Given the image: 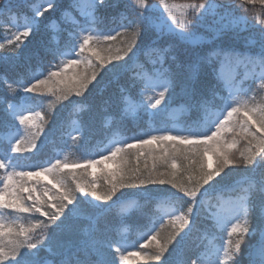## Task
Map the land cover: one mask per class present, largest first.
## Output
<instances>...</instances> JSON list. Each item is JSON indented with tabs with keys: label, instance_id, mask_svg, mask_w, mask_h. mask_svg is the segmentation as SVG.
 Returning <instances> with one entry per match:
<instances>
[{
	"label": "snow or ice",
	"instance_id": "1",
	"mask_svg": "<svg viewBox=\"0 0 264 264\" xmlns=\"http://www.w3.org/2000/svg\"><path fill=\"white\" fill-rule=\"evenodd\" d=\"M58 0H23V6L29 9L30 14L24 17L22 23H17V16L22 15L19 8L21 5L15 4L13 0H4L0 4V13L8 14L12 22V27L16 29L13 32V37L10 39L11 48L0 43V49L5 52L13 48H20L21 44H25L37 29L40 22L52 14L57 7ZM264 3V0H261ZM100 4V0H72L71 10L78 13L86 20H94L95 12ZM247 4V0H245ZM68 7V6H67ZM160 7L163 12L160 13L158 19L153 22V26L157 30L174 31V25L183 26L185 19L190 11L194 10L197 5L195 0H189L188 3L177 6L170 3V0H160ZM179 7V13L176 11ZM166 13V15H165ZM248 24L247 16L232 15L229 19L224 18L218 22L216 31L222 33L236 24ZM252 23H255L253 20ZM52 27H55L53 25ZM87 33V34H84ZM108 36H113L115 33H107ZM127 39L129 43H134L138 37L135 31L121 34V37ZM90 29H81L75 38L70 41L63 50L58 51V54L70 56L69 59H79L76 48L86 47L88 51L99 58L100 50L94 46V41L99 40ZM155 52L158 56L160 67L151 76L145 77L144 96L147 98V103L143 99L136 101L133 106L132 101H127L129 104V112L139 108L141 111H147L149 108L155 111V114L160 111L164 105H168V109L172 105L173 97L172 90L174 80L163 67L165 53L158 48L151 49L148 53ZM74 53V56H73ZM212 56L223 57L219 71L216 72V79L223 81L229 88V100L222 105L220 110L214 114V119L210 121L211 131L201 133L193 131L187 135L180 132L170 134L172 131L163 129H150L141 134L140 138H132L129 140L113 141L109 150L102 151L97 159L96 154L85 161H69L55 158V163H47L44 165H27L22 169L14 166L13 160L16 156L27 158L28 156L21 155L23 153H33L37 150L43 133V125L46 123L47 110L40 106L31 104L9 103L7 96L0 97L6 105L3 109L4 113L13 121L19 124V129L8 123L0 124V131L4 136V141L0 149H4V155H0V176H3V187H0V252L4 257H15L16 264H66V260L60 261L56 257L59 256L57 247L45 239L33 241L31 234L39 232L46 225L37 224L35 226L19 225L11 219L12 216L19 214H30V205L28 199H33L25 194L30 188H33L34 181L48 180L49 184L54 185L53 175L49 174L63 172L64 169L71 168L69 173L73 178L76 177V169H86L88 175H93L94 170L99 167L103 176H111L114 173L120 178V182L115 185L116 189H141L148 186H171V189H176L179 193L185 188V182L194 183L195 187L192 196L195 201L189 197L185 204L184 210H178L173 207L174 203H180L184 197H178L175 200H158L155 203L159 207V211L151 218L145 226V231L142 232L141 239L147 243L142 244L141 249H147L149 246H154L161 254L168 251L169 244L173 236L183 232L181 236L188 239L194 231L198 230V216L201 210V201L206 197V189L216 178L209 173L216 171L218 166L217 155L212 152H206L202 158L201 164L195 169L192 168V153L200 151L196 145L204 143L201 140L203 136H210L211 132H216L213 137V142L219 145H225V151L219 152V155L224 159L229 166L234 165L231 159V153L234 149L240 150L241 154H247L249 163L253 160L264 156V120L254 115L256 109L249 105L246 101L241 100V90L234 86L236 80L235 68L232 66L239 63H264V61H254L251 58L245 57L243 60L234 53L226 51H213L205 62L209 63ZM113 57L116 54L113 53ZM115 60V59H114ZM66 64L49 65L45 71L35 72L25 79L19 77L15 80L8 78L7 74L0 75V85H4V92L14 93L20 96L22 100L30 97L29 94L39 93L40 82L44 81L47 87L44 93L55 95V81L59 78L62 71L65 70ZM114 66V65H113ZM246 75L252 76L251 73ZM200 77V65L193 66L192 77L184 85V93L193 98L195 95V85ZM87 83L80 87V91L87 88ZM158 90V91H157ZM154 93V95H148ZM208 101H201L198 104L193 103L205 110L207 114ZM23 126V132L21 131ZM168 133V134H158ZM232 133L231 136L227 135ZM45 134V133H43ZM231 137V139H229ZM240 139L247 143L244 148H237ZM120 144L121 146H116ZM160 145L157 150L154 145ZM136 156L135 163L131 162L128 157L133 154ZM144 157V159H141ZM151 160V164H149ZM59 161V163H57ZM115 166L114 170H110L111 166ZM206 167L207 171H201V168ZM92 169L93 172H89ZM47 170V171H46ZM75 189L83 192L86 196H92L97 199H102L103 194L98 191V185L85 187L78 182L75 184ZM203 189V191H201ZM53 190L65 193L64 201L66 208L69 209L73 205V190L65 188L62 185L55 184ZM199 196V199H198ZM186 197V196H185ZM247 189L241 188L235 198L229 197L224 199L221 195L218 197L217 207L213 210L211 217L215 220V227H218L222 232L227 234V244L223 242L215 243L209 241L205 250L195 251V255L189 259L188 264H209L210 259L213 264H224L230 255V240L228 236L229 229H233V235L238 232H243L246 228L245 218L241 212L247 201ZM52 199L50 207L52 212L42 210L41 215L47 216L49 220L55 219L60 222L65 216V208H62L54 203ZM190 206L192 211L190 212ZM126 208H135L136 211H141L142 206L136 201H130ZM196 209L194 212L193 209ZM11 210V211H10ZM179 212V214H178ZM167 217V220H165ZM237 218H239L237 220ZM69 227V226H68ZM186 229V230H185ZM167 234V239L161 237ZM43 235V233H42ZM123 245L117 243L116 252L120 253L123 260H128L129 256L140 255L137 252L129 251V255L125 256L120 252ZM96 255L100 258L93 261V264H107L104 259L103 248L111 249L112 242H101L99 246L93 245ZM127 250V249H126ZM256 255L264 259V246L256 250ZM145 261L150 259L147 256H141ZM0 264L3 261L0 260Z\"/></svg>",
	"mask_w": 264,
	"mask_h": 264
},
{
	"label": "trees",
	"instance_id": "2",
	"mask_svg": "<svg viewBox=\"0 0 264 264\" xmlns=\"http://www.w3.org/2000/svg\"><path fill=\"white\" fill-rule=\"evenodd\" d=\"M13 2L21 5L19 11L22 15L17 16V23H22L24 17L30 14L29 9L23 6V0H13ZM170 2L185 4L189 0H170ZM67 6L68 0H58L56 10L44 18L37 26L34 32L36 37L34 44L29 42L23 48H19L18 55L4 53V50L0 49V75L7 74L11 80H15L21 76L27 79L30 74L38 72V69L42 72L48 68L54 60L51 53L46 52V47L51 46L49 40H51L53 45L57 46H62L64 40L62 29L59 26L46 29L45 25L52 18H58L60 12ZM236 7L240 9L239 5ZM123 10L124 5L121 3L117 5L116 9L101 8L100 13L107 18L117 15L119 11ZM240 11L242 12V9ZM150 14L153 13H149L151 19L154 15ZM82 19L85 18L78 11L71 10L70 14L65 17V23H79ZM145 23L147 24L148 21ZM15 31L16 29L12 27L10 16L0 13V43L11 48L12 45L9 41L12 33ZM154 35V31L146 27L139 47L146 46L154 38ZM246 35H251L258 41L260 39L257 28H249ZM242 40V36L236 37L228 33L221 37L217 43L226 50L243 52L246 49ZM78 51L79 48L77 46L76 52ZM179 55L180 59L185 61L190 60L192 54L181 51ZM69 58L72 57H61L62 60ZM240 58L243 60V57ZM222 61V56H212L209 64L218 72ZM59 62L58 60L54 63ZM118 63L121 62L113 60L112 64L107 65V67L100 71L97 80L88 85L84 93L87 96L83 101H79L81 97L74 95L70 96L67 100H57L56 96L47 93L29 94V98L22 100L20 96L14 93H5L3 90L5 86L0 85V97L6 95L9 103L31 104L47 110L46 123L43 125V133L45 134H41L37 150L33 153L21 154L28 156L27 158L16 156L13 160L14 166L22 169L27 165L55 163V158L57 157L61 160L67 158L69 161H85L93 153L99 159L101 158L99 157L101 152L109 150L108 148L111 147L113 141L138 139L142 133L154 128L165 131L171 130L170 134H176L177 132L187 134L190 129L201 132L207 131L211 127L210 121L214 119V114L220 110L226 100L230 99L229 88L223 81H220L219 94L214 97L211 96L212 86L215 81L208 75H200L198 83L195 85V95L193 98H189L183 91L184 85L187 82L186 78L181 74H177L171 94L173 101L169 109L166 104L155 114H151L155 110L148 109L147 111H141L139 108L131 111L130 114H126L129 112V109L126 108L129 106L127 101H132L134 106L138 100L143 99V102L147 100L144 96L143 87L145 77L153 75L160 67V63L155 52L151 54L146 53L140 62L129 72L115 65ZM163 65L166 66L165 60ZM232 66L235 68L236 75H239L244 80L251 79V76L246 74L255 70L253 65L247 63H239ZM109 67H112L113 70L108 71L107 68ZM148 95H154V93H149ZM41 101L43 102L42 106L40 105ZM201 101H208L207 114L204 109L193 105V103L198 104ZM5 106L3 100H0V124L6 122L17 128V122L10 119L4 113L3 109ZM174 107H186L187 113L175 119L171 113ZM177 123L181 124V127ZM227 135L231 136L232 133H228ZM3 141V133L0 131V147H2ZM246 143L245 140L240 139L237 148H241ZM116 146L121 145L117 144ZM154 147L157 150L160 149V145L158 144L154 145ZM4 151V149H0V155H4ZM233 151H236V149ZM128 159L135 163L136 156L134 150ZM141 159H144V157H141ZM149 164H151V160H149ZM114 169L115 166L113 165L110 170ZM70 171H72L71 168L63 170L64 173H69ZM75 171L77 173L75 178L70 175L67 178V182L72 188H75V184L82 179L80 170L76 169ZM89 172H92V170L89 169ZM244 174L253 175L258 178L264 174V164H259L255 172H252V170L229 169L209 186H205L207 187V196L201 201L198 230L194 231L188 239L184 236L180 237L183 232L173 236L168 251L163 254L160 261L153 257L154 246L141 249L140 246L147 243L146 240L141 239V235L146 230L145 226L149 220L159 211V207L155 202L163 198L170 200L177 199L181 194L176 189H171V186L167 185H153L141 189H121L120 191L123 192L116 198L115 202L135 199L138 204H143L141 211H136L135 208H126L125 206L108 211L109 204L101 205V201H92L94 200L93 197H84L82 196L83 194L77 191L75 193L77 198L76 203L70 206L69 209H65L64 218L52 229L50 243L54 244L60 253L56 259L63 261L75 254L83 260L86 254L89 259L96 261L100 258L96 255L93 245L99 246L101 242L110 241L113 247L111 249H102L107 264H137L139 259L146 264H188L192 255H195L194 252L205 250L209 241L215 243L223 242L225 244L227 234L222 232L218 227H215V221L212 219L211 214L217 207L219 196L235 197L237 195L236 192L222 191L231 188ZM102 176L103 174L98 167V172L88 175L87 179L97 180ZM2 181L3 176H0V187H3ZM42 183L48 187L52 186V184L48 183V180H43ZM99 187L98 185V191ZM187 200L188 198L184 197L182 202L174 203V205L179 210H184V202ZM90 201L92 202L90 203ZM193 211L195 212L196 209L194 208ZM40 219L44 218L41 217ZM165 220H167L166 217ZM222 236H225V241L221 239ZM118 242L123 245L120 249L123 255L128 256L129 251L140 253V255L129 256L128 260H123L120 253L116 252ZM81 249H84L85 253ZM141 256H147L150 259L145 261Z\"/></svg>",
	"mask_w": 264,
	"mask_h": 264
},
{
	"label": "clouds",
	"instance_id": "3",
	"mask_svg": "<svg viewBox=\"0 0 264 264\" xmlns=\"http://www.w3.org/2000/svg\"><path fill=\"white\" fill-rule=\"evenodd\" d=\"M4 0H0V4H3ZM123 3L124 10L119 11L117 15L105 17L100 13L101 8L116 9L117 5ZM197 7L190 11L185 19L183 26L174 25V31L157 30L153 26L155 19H150L149 13L153 11L163 12L160 7V0H100V4L95 12L94 20L82 19L79 23H65V17L71 12L72 0H68V7L64 8L58 18H52L46 25V29L53 25L59 26L62 29L64 44L62 46L53 45L49 40L50 47H46V52L51 53L54 60L50 65L66 64L65 70L62 71L59 78L55 81L57 100H67L70 96L81 97L79 101H83L87 95H84L87 88L80 91L82 84H91L97 80V76L100 71L112 64V61H120L121 63L115 64L122 67L125 71H130L141 58L144 57L151 49L158 48L165 53L166 66L163 67L167 70L168 74L175 80L177 74L185 76L186 81L191 79L193 66L200 65V75L210 76L215 83L212 86L211 96L219 94L220 81L216 79V70L209 63L205 62V58L213 51H226L234 53L239 57H248L254 61H264V3L261 0H195ZM239 5L240 9L236 6ZM238 10V14H237ZM131 13V15H129ZM166 15V13H165ZM232 15L247 16L249 18L248 24H236L228 30L218 33L216 31L218 22L222 18L229 19ZM255 23H252V21ZM148 21L146 24L145 22ZM150 28L154 31V38L144 47H139L141 38L136 39L134 43H129L127 39L118 38L121 34L127 35V33L135 31L138 37H142L145 30ZM249 28H257L259 30V41L251 36L246 35ZM81 29H90L100 39L94 41V46L100 50L99 58L93 56L86 47H81L77 52L79 59H67L62 60L61 57L65 55L58 54V51L63 50L65 45L72 41ZM107 33H115L113 36L106 35ZM231 33L236 37H243L242 43L244 44L245 51L226 50L219 46L217 43L221 37ZM19 48H13L4 53L19 54ZM190 52L191 59L182 61L180 59V52ZM113 53L116 57H113ZM59 63H54L55 61ZM247 63V62H245ZM253 65L255 70L251 72V79L244 80L239 75H236L234 86L241 90V100L246 101L249 105L253 106L256 111L254 115L264 120V63H247ZM108 71H112L113 68H107ZM38 72L40 70L38 69ZM47 87L44 81L40 82L39 93L44 94V89ZM89 93V92H88ZM42 101L40 105L42 106ZM78 104V103H77ZM197 131L195 129L188 130L187 134ZM211 131V127L207 131H197L206 133ZM184 134V135H187ZM216 136V132H211L210 136H203L201 140L204 143L196 145L200 151H194L192 153V168L195 169L201 164L202 158L206 152H212L217 155L219 161L217 170L209 173L216 179L224 175L229 169H241L252 170L259 164H264V156L253 160L249 163V157L247 154L242 155L240 150L233 151L231 153V159L235 162L234 165L229 166L225 163L224 159L219 155V152L225 151V145L220 144L219 150L217 143L213 142V137ZM231 139V137H229ZM244 145L241 146V149ZM74 162V161H73ZM59 163V161H57ZM201 171H207L206 167L201 168ZM47 171V170H46ZM53 175L54 185L59 184L65 188H72L67 182V178L70 174H64L63 172L49 173ZM71 176V175H70ZM80 176L82 179L79 184L89 187L92 185H99V192L103 194L102 199L94 198L92 201H101V205L109 204L108 211L116 210L119 207H124L130 201H137L135 199H129L127 201L115 202L116 198L120 196L123 191L114 187L120 182V178L117 174L111 176H102L97 180L87 179L88 174L86 169L80 170ZM86 181V182H85ZM34 187L30 188L25 194L33 199H28L27 203L30 207V214H24L19 216H12L11 219L23 226H35L37 224L46 225L39 232H33L31 234L32 240L45 239L51 241L52 229L58 225V222L53 219L49 220L47 216H42L40 213L42 210L52 212L50 203L55 198L54 203L62 208H66L64 203L66 199L65 193L53 190L54 185L48 187L46 184L40 181L33 182ZM194 183L185 182V188L180 191L179 197H189L195 201V197L192 196L194 190ZM243 188L247 189V201L244 207L241 209L245 218L246 228L243 232H238L233 235V229H229L228 236L230 240V255L224 262V264H264V259L256 255V250L264 246V174L258 178L253 175H242L235 184L222 192H236ZM73 190V204L76 203L77 198L75 193L78 191L86 196L83 192L72 188ZM207 196V194H205ZM92 197V196H91ZM115 197V199H113ZM90 201V203L92 202ZM141 206L143 204H140ZM189 211H192L190 206ZM43 217L44 219H40ZM239 218H237L238 220ZM59 231V229H58ZM43 233V235H42ZM162 239H167V234H164ZM84 252V249H81ZM167 252V251H166ZM85 253V252H84ZM165 253V252H164ZM163 253V254H164ZM163 254L156 250L154 247L153 257L160 261ZM0 260L3 264H16L15 257H4L0 252ZM66 264H93V261L85 254V258L82 260L79 256L73 254L70 258H66ZM163 262V261H162ZM209 264H213L210 259Z\"/></svg>",
	"mask_w": 264,
	"mask_h": 264
},
{
	"label": "rangeland",
	"instance_id": "4",
	"mask_svg": "<svg viewBox=\"0 0 264 264\" xmlns=\"http://www.w3.org/2000/svg\"><path fill=\"white\" fill-rule=\"evenodd\" d=\"M170 3H172V2H170ZM172 4H174V5H177V6H180V5H183V4H177V3H172ZM161 10L163 11V8H161ZM176 11L179 13V11H180V9H179V7H177V9H176ZM151 13H153V14H150V15H154V16H152V18L151 19H158L159 18V16H160V12H157V11H153V12H151ZM12 37H13V33H12V35H11V37H10V39H12ZM35 34H33L32 36H31V38L25 43V44H27L28 42H30L31 44H34V42L36 41L35 40ZM24 44V45H25ZM24 45L23 44H21L20 45V48H22V47H24ZM158 91V90H157ZM148 101L146 100L144 103L146 104ZM19 105V104H18ZM137 108H135V110H136ZM151 109V108H150ZM152 111H154V109H151ZM171 113H172V116H174V118L175 119H177V118H179L180 116H182V114H185V113H187V109H186V107H174L173 109H172V111H171ZM18 124V123H17ZM179 124V123H178ZM19 125V124H18ZM179 127H181V124L179 125ZM17 129H19V127L17 128ZM21 131L23 132V126H21ZM112 167V166H111ZM93 171V170H92ZM98 172V167L94 170V174L95 173H97ZM223 196V195H222ZM224 197V199H228L229 198V196H223ZM232 198H235V197H233L232 196ZM163 200H170V199H163ZM173 207H175L176 208V206L175 205H173ZM176 209H178V208H176ZM179 210V209H178ZM178 214H179V212H178ZM167 218V217H166ZM227 244V241H226V243H225V245ZM137 264H146V263H144V261H141L140 259H139V261L137 262Z\"/></svg>",
	"mask_w": 264,
	"mask_h": 264
}]
</instances>
